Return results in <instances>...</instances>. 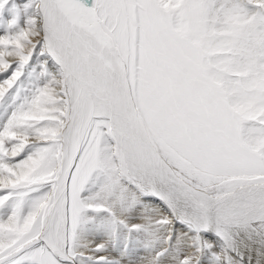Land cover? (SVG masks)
Listing matches in <instances>:
<instances>
[{
	"label": "snow or ice",
	"instance_id": "obj_1",
	"mask_svg": "<svg viewBox=\"0 0 264 264\" xmlns=\"http://www.w3.org/2000/svg\"><path fill=\"white\" fill-rule=\"evenodd\" d=\"M0 264H264V0H0Z\"/></svg>",
	"mask_w": 264,
	"mask_h": 264
}]
</instances>
